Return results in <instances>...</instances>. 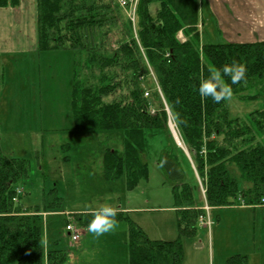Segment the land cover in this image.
Returning <instances> with one entry per match:
<instances>
[{"label":"trees","instance_id":"1","mask_svg":"<svg viewBox=\"0 0 264 264\" xmlns=\"http://www.w3.org/2000/svg\"><path fill=\"white\" fill-rule=\"evenodd\" d=\"M19 3L0 0V8ZM203 3L139 0L134 24L128 9L116 0H37L38 51L73 54L74 130L125 135L123 152H105V179L124 177L129 189L147 180L149 143L161 137L159 165L178 183L173 195L181 237L175 241L151 240L140 226L117 213V220L129 221V264H183L181 239L197 235L204 215L195 171L211 208L237 206L245 199L257 205L264 198V42L204 43ZM115 34L121 39L118 49H105ZM233 61L245 65L247 72L246 80L231 85V98L259 105L244 117L230 116L229 99L216 103L198 93L209 70ZM225 80L231 83L229 77ZM170 120L195 171L174 141ZM232 165L239 178L232 175ZM30 166L25 159L6 156L0 144V264H69L63 250L46 252L44 246L43 214L61 208L63 202L56 189L47 194L43 208L21 204ZM92 217L79 216V222L88 226ZM246 262V257L235 256L226 264Z\"/></svg>","mask_w":264,"mask_h":264},{"label":"rangeland","instance_id":"2","mask_svg":"<svg viewBox=\"0 0 264 264\" xmlns=\"http://www.w3.org/2000/svg\"><path fill=\"white\" fill-rule=\"evenodd\" d=\"M138 3L139 0L134 3L131 17L128 10L134 24ZM10 33L9 28H0V144L6 156L25 159L31 165L21 201L23 207L43 208L47 194L53 189L63 200L61 208L47 209L44 215L45 250H63L69 264H129L127 218L117 220L111 232L100 236L79 222V216H93L91 209L104 202L140 226L151 240L174 241L181 237L172 209L173 188L178 183L168 178L158 162L162 138L150 140L145 158L150 174L147 180H139L132 189L127 187L124 177L106 180L105 152L108 149L123 152L126 138L122 131L74 130L73 54L16 51L11 48L12 41L7 43L3 37ZM214 37L216 32L206 27L204 43H221L214 41ZM179 39L185 40L182 34ZM120 41L118 34L110 35L104 48L115 51ZM227 105L234 118L259 108L236 98L229 99ZM169 129L195 171L173 120L169 121ZM181 165L192 181L184 159ZM230 169L239 178L237 167L232 165ZM195 176L204 215L199 218L201 223L198 220L197 235L181 239L183 264H226L235 256L246 257V264H264V206L256 210L211 208L196 171ZM67 224L80 231L77 241H71L66 233Z\"/></svg>","mask_w":264,"mask_h":264},{"label":"crops","instance_id":"3","mask_svg":"<svg viewBox=\"0 0 264 264\" xmlns=\"http://www.w3.org/2000/svg\"><path fill=\"white\" fill-rule=\"evenodd\" d=\"M203 1V30L206 27L212 28L217 36L213 38L214 41L234 44L264 42V0ZM4 27L11 31L9 35L5 34L3 37L7 43L12 41L13 50L37 52V0H20L18 6L0 8V28ZM243 201L245 205L239 201L237 206L225 208L256 210L258 207H263L248 204V199ZM172 209L178 226V210L175 206Z\"/></svg>","mask_w":264,"mask_h":264},{"label":"clouds","instance_id":"4","mask_svg":"<svg viewBox=\"0 0 264 264\" xmlns=\"http://www.w3.org/2000/svg\"><path fill=\"white\" fill-rule=\"evenodd\" d=\"M246 72V66L236 61L214 71L209 70V74L199 82L198 93L202 98L210 97L216 103L230 99L233 94L231 85L246 80ZM225 77L230 78V84L226 82ZM91 211L93 217L88 224L90 232L100 236L111 232L116 227L118 209L115 206L104 202Z\"/></svg>","mask_w":264,"mask_h":264},{"label":"built area","instance_id":"5","mask_svg":"<svg viewBox=\"0 0 264 264\" xmlns=\"http://www.w3.org/2000/svg\"><path fill=\"white\" fill-rule=\"evenodd\" d=\"M137 0H116V2L123 8H126L130 11V17L132 16V10H135V2ZM129 14V12H128ZM20 192V190H18ZM15 201V200H14ZM262 204H264V198L262 199ZM67 230L71 232L72 240L77 241L80 237V234L77 230H75L71 225L67 226Z\"/></svg>","mask_w":264,"mask_h":264}]
</instances>
